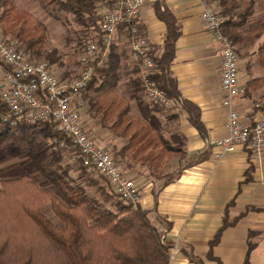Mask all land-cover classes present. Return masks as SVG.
Wrapping results in <instances>:
<instances>
[{
	"label": "trees",
	"instance_id": "trees-1",
	"mask_svg": "<svg viewBox=\"0 0 264 264\" xmlns=\"http://www.w3.org/2000/svg\"><path fill=\"white\" fill-rule=\"evenodd\" d=\"M47 1L59 15L66 19L71 17L73 24L81 27L91 39L100 33L103 6L113 9L116 2ZM215 4L224 19V34L235 50L239 52L257 44L256 50L248 54L264 69V19L253 26L250 21L257 13V0H215ZM155 9L167 32L163 46L152 49L156 66L151 80L177 103L176 108L185 112L189 123L206 138L199 107L182 98L172 71L176 42L181 35L180 24L161 2ZM119 30L129 36L124 25ZM0 33L16 42L32 60L46 62L51 68L53 65L64 67L58 51L46 49V26L29 12L15 8L13 0H0ZM141 33L145 35L142 27ZM125 58L126 52L114 43L109 62L95 70L83 98L92 118L116 138L125 140L123 145H110L111 150H107L127 169L146 166L150 174L160 175L173 158H180L176 171L159 177L166 186L184 170L208 160L211 151L205 150L189 162H183L187 157L184 138L167 135L170 132L166 122L178 117L176 108H159L144 97L136 65L128 72L132 76L127 85V97L119 93ZM254 82L264 84V79L251 80L245 92L251 94ZM133 103L139 116L133 113ZM7 112L0 96V149L13 145L27 151L64 200L38 186L28 176L10 179L0 176V264H170L173 243L160 231L162 226L169 232V223L160 218V225H155L141 205L124 201L113 193L106 179L97 180L80 161L73 160L74 150L60 148L54 142L68 143V140L53 124L13 127L2 121ZM67 159L69 163L65 162ZM71 172L80 174L73 179ZM228 225L225 220L224 227ZM219 238L220 233L211 247ZM186 254L191 261L200 262L193 254Z\"/></svg>",
	"mask_w": 264,
	"mask_h": 264
},
{
	"label": "crops",
	"instance_id": "crops-1",
	"mask_svg": "<svg viewBox=\"0 0 264 264\" xmlns=\"http://www.w3.org/2000/svg\"><path fill=\"white\" fill-rule=\"evenodd\" d=\"M159 2L180 24L181 35L176 42L172 71L182 98L199 107L207 137L200 135L179 108L174 109L178 117L172 121H167L164 115L160 117L167 121L168 127L174 124L175 134L184 138L187 152L184 163L205 150H210L211 156L203 163L184 170L166 186L163 182L158 185L153 178L141 173V166L131 170L125 167V175L134 178L139 185L143 195L141 207L149 212L152 222L159 226L161 218L169 223L167 239L173 244L178 242L181 247L172 264H264V156L261 163H255L251 153L239 147L220 160L213 157V142L227 135L228 110L221 102V46L208 32L198 1L146 0L139 23L155 49L163 46L167 32L165 23L156 13ZM111 8L103 6L101 13ZM115 43L126 52L122 73L125 71L128 85L132 76L128 72L135 65L130 38L118 29ZM256 48L257 45L252 52ZM249 54L246 50L245 55L240 56L239 81L245 89L251 80L264 79V69ZM252 88L251 94L247 91L235 101V108L246 117V124L256 119V105L264 101V84L254 82ZM92 121L83 112L82 122L86 131L102 147L109 149L110 145L124 144V139L116 138L99 122L92 127ZM168 166L176 171L180 160L173 158ZM225 220L229 223L226 227ZM219 233L218 242L211 247ZM186 253L193 254L200 262L191 261Z\"/></svg>",
	"mask_w": 264,
	"mask_h": 264
},
{
	"label": "built area",
	"instance_id": "built-area-1",
	"mask_svg": "<svg viewBox=\"0 0 264 264\" xmlns=\"http://www.w3.org/2000/svg\"><path fill=\"white\" fill-rule=\"evenodd\" d=\"M146 0H116L115 7L101 13L100 33L89 41L80 57L79 75L70 81L61 80L48 63L32 60L18 44L0 33V96L8 112L4 121L11 126L53 124L68 143L55 140L60 147L73 151V160L80 161L88 170H95L110 184L124 201L134 205L143 202L142 191L135 181L125 175L123 166L107 149L86 131L82 114L86 107L83 92L95 70L110 59L118 29L125 26L129 34L132 55L138 70L142 94L153 105L171 110L177 103L151 80L155 70L153 45L141 33L140 12ZM170 1V0H164ZM202 8V20L208 32L221 46L222 106L228 110L227 135L213 142V157L217 160L234 153L239 147L247 149L255 163L264 156V101L256 105L257 116L252 123L235 108V101L245 94L239 81L241 58L231 40L224 34V19L215 0H196ZM160 231L167 235L164 227ZM181 251L178 242L170 250V264Z\"/></svg>",
	"mask_w": 264,
	"mask_h": 264
},
{
	"label": "rangeland",
	"instance_id": "rangeland-1",
	"mask_svg": "<svg viewBox=\"0 0 264 264\" xmlns=\"http://www.w3.org/2000/svg\"><path fill=\"white\" fill-rule=\"evenodd\" d=\"M13 3L15 8L29 12L37 22H40L46 26V49L57 50L64 65V67L53 65V72L58 77L62 76L75 79L79 75L81 69L80 57L84 51H82V47L84 46V44L87 45V43L92 40L91 37L86 35V32L81 27L73 24V22L71 21V17L66 19L62 15H59L56 11H54L52 6L47 5V0H13ZM104 11L108 10L105 9ZM261 19H264V0H257V13L250 20L251 25L253 26L258 24ZM256 45L257 44H252L249 46V48L245 49L248 51V53L251 54ZM245 49H240V56L245 55ZM122 74V83L120 84L118 90L121 95L127 97L128 88L127 82L125 80V71ZM83 112H85L92 121V117L88 112L87 105ZM133 113L139 116V112L135 103H133ZM5 115L6 114L2 116V121L4 123H6L4 121ZM97 122L99 121L94 119L92 122H90V124L92 125V127H94ZM168 130L170 132V134H167L168 137L169 135L176 133L174 124H171V126L168 127ZM109 150H111V147L109 148ZM178 159L180 160V158ZM65 162L69 163L68 159L65 160ZM172 165L175 166L176 163L173 162ZM122 166L123 169H125V166L123 164ZM140 168L141 173H144L147 176L153 178L154 181L158 183V185H162L163 182L162 180H159V177H161V175L173 171L170 170L171 166H168L162 171V173H160V175H153L149 173L146 166ZM88 172H90L99 181L105 180V178L96 171H92L91 169H89ZM79 174V172H71V177H73V179H77ZM0 176L2 179L28 176L31 180L36 182L38 186L54 192L59 198L64 200L62 193L44 177L42 172L39 170L37 163L28 156V152L20 149L17 146L8 145L0 149ZM111 190L113 191L112 187ZM91 192L94 193V190H91ZM113 193L115 192L113 191Z\"/></svg>",
	"mask_w": 264,
	"mask_h": 264
}]
</instances>
